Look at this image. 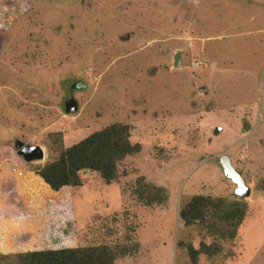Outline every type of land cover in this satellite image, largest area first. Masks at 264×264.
<instances>
[{
	"label": "rangeland",
	"instance_id": "374dc122",
	"mask_svg": "<svg viewBox=\"0 0 264 264\" xmlns=\"http://www.w3.org/2000/svg\"><path fill=\"white\" fill-rule=\"evenodd\" d=\"M70 94L77 110L67 112ZM115 122L141 145L116 180L83 173L69 212L33 188L16 210L17 179ZM15 140L43 158L25 161ZM222 154L248 196L235 195ZM140 178L167 199L145 204ZM196 194L246 205L234 237L212 215L184 225L180 207ZM0 202V264L98 245L115 264H264V0H0ZM202 242L217 250L192 263L187 245Z\"/></svg>",
	"mask_w": 264,
	"mask_h": 264
},
{
	"label": "trees",
	"instance_id": "16d2710c",
	"mask_svg": "<svg viewBox=\"0 0 264 264\" xmlns=\"http://www.w3.org/2000/svg\"><path fill=\"white\" fill-rule=\"evenodd\" d=\"M140 149V143H132L130 140L128 124L111 123L70 146L62 147L54 159L41 165L28 179H17L13 184V188L18 192L17 204L13 205L19 212L25 211L27 192L33 188L46 203L62 212H69L72 205L67 192L69 188L82 184L83 173L97 172L106 183H110L118 177V163L126 156L138 153ZM142 180L140 178L137 184L140 186L138 191L141 192L139 198L145 204H161L167 199L164 187L145 185ZM239 201L238 199L225 206L226 203L222 199L215 200L208 195L196 194L182 204L179 218L184 225L190 226L196 223L206 225L208 216H215L232 226L233 231L228 235L232 238L246 208V205ZM2 206L0 202V210ZM213 250H217L215 245L203 242L199 248L187 245L192 263H196L199 253L212 254L215 252ZM117 255L112 248L98 245L31 250L16 253L15 257L19 264H115Z\"/></svg>",
	"mask_w": 264,
	"mask_h": 264
},
{
	"label": "water",
	"instance_id": "95a60500",
	"mask_svg": "<svg viewBox=\"0 0 264 264\" xmlns=\"http://www.w3.org/2000/svg\"><path fill=\"white\" fill-rule=\"evenodd\" d=\"M182 60L181 50H177L172 56L173 66H180ZM77 87V85H73ZM72 86V87H73ZM77 103L74 98L71 96L70 99L65 103V111H76ZM219 130L218 127L214 130V133H217ZM14 148L17 150V154L20 155L25 161H33L43 158V150L39 145L36 144H27L19 140H15ZM216 163L220 165L223 174L226 178L230 179L234 184V193L240 198H244L250 194V187L247 185L245 179L235 169L232 164L230 155L222 154L215 159Z\"/></svg>",
	"mask_w": 264,
	"mask_h": 264
},
{
	"label": "flooded vegetation",
	"instance_id": "af4514ba",
	"mask_svg": "<svg viewBox=\"0 0 264 264\" xmlns=\"http://www.w3.org/2000/svg\"><path fill=\"white\" fill-rule=\"evenodd\" d=\"M71 96L73 97L74 95H73V94H70V96L65 100L64 103H66V102L70 99ZM73 98H74V100L76 101L75 97H73Z\"/></svg>",
	"mask_w": 264,
	"mask_h": 264
},
{
	"label": "built area",
	"instance_id": "2783aa9c",
	"mask_svg": "<svg viewBox=\"0 0 264 264\" xmlns=\"http://www.w3.org/2000/svg\"><path fill=\"white\" fill-rule=\"evenodd\" d=\"M200 64V62H196V65H199ZM18 174L20 175L21 174V172H18Z\"/></svg>",
	"mask_w": 264,
	"mask_h": 264
}]
</instances>
